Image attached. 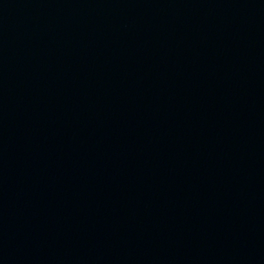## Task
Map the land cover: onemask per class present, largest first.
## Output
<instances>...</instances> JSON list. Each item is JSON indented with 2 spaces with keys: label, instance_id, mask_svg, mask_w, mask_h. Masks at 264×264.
Wrapping results in <instances>:
<instances>
[{
  "label": "water",
  "instance_id": "95a60500",
  "mask_svg": "<svg viewBox=\"0 0 264 264\" xmlns=\"http://www.w3.org/2000/svg\"><path fill=\"white\" fill-rule=\"evenodd\" d=\"M0 264H264V0H0Z\"/></svg>",
  "mask_w": 264,
  "mask_h": 264
}]
</instances>
